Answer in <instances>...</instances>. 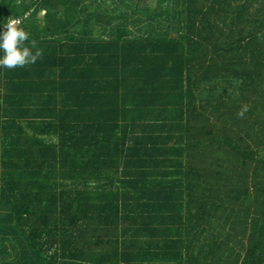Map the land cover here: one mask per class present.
Listing matches in <instances>:
<instances>
[{
    "label": "trees",
    "instance_id": "trees-1",
    "mask_svg": "<svg viewBox=\"0 0 264 264\" xmlns=\"http://www.w3.org/2000/svg\"><path fill=\"white\" fill-rule=\"evenodd\" d=\"M9 18L42 56L0 70V264H264V0Z\"/></svg>",
    "mask_w": 264,
    "mask_h": 264
},
{
    "label": "clouds",
    "instance_id": "clouds-1",
    "mask_svg": "<svg viewBox=\"0 0 264 264\" xmlns=\"http://www.w3.org/2000/svg\"><path fill=\"white\" fill-rule=\"evenodd\" d=\"M19 18H9L0 23V70L25 68L35 64L42 56V51L36 48L35 41H30V33L26 32ZM26 42L31 43V47ZM33 49H36L33 52ZM247 109L245 108L244 111ZM243 115V112L240 113Z\"/></svg>",
    "mask_w": 264,
    "mask_h": 264
},
{
    "label": "rangeland",
    "instance_id": "rangeland-1",
    "mask_svg": "<svg viewBox=\"0 0 264 264\" xmlns=\"http://www.w3.org/2000/svg\"><path fill=\"white\" fill-rule=\"evenodd\" d=\"M44 14H45V13H41V14H40L41 19L43 18Z\"/></svg>",
    "mask_w": 264,
    "mask_h": 264
}]
</instances>
